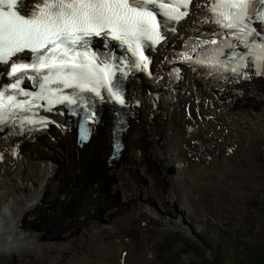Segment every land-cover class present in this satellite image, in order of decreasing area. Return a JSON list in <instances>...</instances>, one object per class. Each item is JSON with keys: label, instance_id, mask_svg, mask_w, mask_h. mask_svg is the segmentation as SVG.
I'll return each instance as SVG.
<instances>
[{"label": "bare ground", "instance_id": "obj_1", "mask_svg": "<svg viewBox=\"0 0 264 264\" xmlns=\"http://www.w3.org/2000/svg\"><path fill=\"white\" fill-rule=\"evenodd\" d=\"M25 3V7L30 9L34 0H26ZM204 17L203 8H197L193 16L181 25L179 33L176 36H170L168 44L160 48V62L173 57L175 50L193 33L209 27L203 23ZM182 86L187 93L185 95L179 93L176 102L169 100L166 93H163V98L156 110H151L146 102V106L135 113L140 123H131V132L127 137L131 152L128 163L123 160L119 163H112V165L108 163L104 157V145L107 141L103 128L99 130V135L95 139L96 150L92 151L93 155L90 151L75 152L76 149H73L68 137H61L58 132H54L57 137L56 142H51L47 138L38 139L36 142L31 140L25 142L23 157L20 160L15 161L14 165H7L4 169L0 166V188L5 186V178L11 174L15 175L18 169L21 170L24 178L29 177L27 173L29 170L35 173L34 176H39L38 174L44 171L55 175L49 176L43 186L28 194L29 198H26L27 195H16L2 209L0 214L4 213L11 220L7 227L8 233L6 236H1L0 240L12 238L19 249L36 246V251H38L42 243L41 240H36V237L40 235L39 232L52 233L54 229H57L63 232V240L57 243L61 248L64 249L66 243L70 244L67 247L69 250L72 244L81 245V242L74 240L70 235L71 231L77 227L75 224L40 227L30 221L35 216L38 219L44 212L48 214V217H52L55 212L61 210H67L71 215L81 218L86 215L91 217L98 213L101 214L98 222L92 223V219H87L83 227L89 226L88 229H91L98 224V229L106 233L120 234L128 221L133 217H140L143 213L148 214L151 219L162 220L172 229L182 231L181 221L171 206L178 193V188L183 189L187 198L189 195L192 197L197 190L204 195L209 194L213 189L211 182L222 164L231 162L228 164V168L231 169L234 166L232 162L240 163L242 152H240L239 145H231L235 151L229 156H215L205 161L206 157L213 156L217 148L223 147L217 144L216 149H212L213 141L223 138L226 144L242 143L248 136L250 139L247 143L254 144L259 130L258 125L264 122V108L262 107L264 96H260L254 86L245 90L242 97L240 93L236 94L232 89L225 91L219 96L218 101L214 95L217 92L213 88L210 89L207 82L197 74L188 73ZM149 87V83L144 80L141 84L134 81L128 92L131 96H139L141 93L144 94V90ZM262 91L264 92V88ZM201 97L213 99L215 110L209 113L215 117V120L199 125L198 132L190 136V140L197 144L194 146L189 144L186 151L184 148V144L188 143L186 125L191 121L186 118L180 105L183 102L193 104L192 99ZM216 109H220L221 112L217 113ZM66 122L69 123V121ZM217 127L228 130L229 134L223 136L219 131L216 132L217 136L211 135L209 129ZM12 143L11 138L0 137V147ZM248 152L250 151L246 152V157ZM167 154L171 155L170 160ZM187 154L198 158V161L192 163V159ZM173 160L178 163V166L173 169L175 173L178 170L180 175L171 172ZM196 166H210V168L200 171ZM168 168L169 173L166 175V181L163 182L161 190L159 186H154V170L166 171ZM78 170H81L79 174ZM203 182L206 183L203 184ZM90 188H93V192L89 191ZM60 192L69 195L67 198L69 204H61L59 200H54ZM3 196L4 194L0 192V199ZM94 197L97 199L92 203L94 206L92 208L97 209H91L86 213L83 205ZM120 215L123 217L120 218ZM24 225H26L25 230ZM18 227L24 232H17Z\"/></svg>", "mask_w": 264, "mask_h": 264}, {"label": "snow or ice", "instance_id": "obj_2", "mask_svg": "<svg viewBox=\"0 0 264 264\" xmlns=\"http://www.w3.org/2000/svg\"><path fill=\"white\" fill-rule=\"evenodd\" d=\"M18 5L26 6L25 0H0V66L8 65L0 76L6 74L9 81L0 84V127L14 126L17 118L20 125L32 124L21 114L33 108L52 111L64 104L75 106L73 115H83V127L90 132L87 126L96 116L94 98L127 105L122 78L134 69L148 70L145 51L175 31L173 25L188 16L191 0H34L29 11ZM207 8L211 17L203 22L214 23L221 31L211 39L185 43L177 58L208 68L236 61L230 70L237 77L250 78L245 71L250 65L255 75H264V31L254 26H264V0H209ZM94 37L105 48L112 40L119 42L130 56L118 59L92 50ZM209 44L217 45L212 49L215 62L204 48ZM240 46L245 51H236ZM225 48L232 51L225 53ZM25 52L30 58H19ZM220 56L226 59L221 61ZM25 80L38 91L23 87ZM40 122L51 121L41 117ZM25 130L32 129L21 127V134ZM81 139L87 136L82 134Z\"/></svg>", "mask_w": 264, "mask_h": 264}, {"label": "rangeland", "instance_id": "obj_3", "mask_svg": "<svg viewBox=\"0 0 264 264\" xmlns=\"http://www.w3.org/2000/svg\"><path fill=\"white\" fill-rule=\"evenodd\" d=\"M246 138L244 141L247 142L250 138L248 136ZM245 158L249 159L241 163L242 165L238 164L239 162L237 161L232 162L234 165L238 164L240 166L234 172L229 173L226 178V181H232L233 188L244 190V197L240 200V212L234 211V208L238 205L228 194L225 199L226 202L223 204L217 202L216 193L211 199L204 202H200L197 199L199 195L196 196V194L193 195L191 201H187L184 193H182L183 189L180 188L178 193L181 191L179 193L181 198L179 197L176 200L177 209L184 215H192V220L188 219L186 223L176 211L182 220V229L186 233L166 230L164 224L158 219H155L154 223L145 231H140L139 218H133L126 223L125 230H122V233L132 235L138 242L133 254V264H148L141 253L140 242L142 240L151 239L160 248L164 239L171 235H179L175 248L187 252L186 257L192 258V263L195 264H264V248H262L264 247V152L261 154V149L257 147L255 150L248 152L247 157L242 156V153L240 154V162L241 159ZM229 163L231 162H226L222 165H228ZM251 168L253 169L251 170ZM224 171L225 168H223L222 172ZM237 174H240V178L236 176ZM219 176L220 173L217 175L218 179ZM211 183H213L212 187L218 188L215 185L216 177ZM208 196L209 194H203L205 198H208ZM248 205H250L249 208ZM121 217L123 215H120ZM95 218L97 220L98 215ZM191 226L194 228L191 229ZM226 231L230 232V236L225 233ZM85 233V243L79 248V256L73 259L67 258L64 264H87L90 261L100 264L104 260L103 253L108 250L105 245L109 242L114 244L113 248L116 251L119 234H101L98 232L92 234L88 230H85ZM198 234L204 235L209 239L211 249L201 243ZM171 239L172 237L166 239L163 244L165 249H171ZM238 241H244L246 244L238 246ZM220 243L221 245H218ZM111 254L112 249L108 250V255ZM54 255L55 252H52L51 257ZM64 255L71 256L68 251H65ZM213 259H215V262H213ZM177 263L181 264L180 261H177ZM0 264L23 263L20 255L14 261H11L10 256L1 255L0 253ZM25 264L57 263L44 258Z\"/></svg>", "mask_w": 264, "mask_h": 264}]
</instances>
